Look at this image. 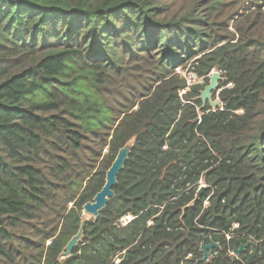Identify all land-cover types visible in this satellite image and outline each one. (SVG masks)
<instances>
[{"label":"trees","instance_id":"1","mask_svg":"<svg viewBox=\"0 0 264 264\" xmlns=\"http://www.w3.org/2000/svg\"><path fill=\"white\" fill-rule=\"evenodd\" d=\"M227 1L0 0V264H264V0Z\"/></svg>","mask_w":264,"mask_h":264},{"label":"water","instance_id":"2","mask_svg":"<svg viewBox=\"0 0 264 264\" xmlns=\"http://www.w3.org/2000/svg\"><path fill=\"white\" fill-rule=\"evenodd\" d=\"M224 81H226V79L222 77L221 72L219 71L212 72L210 76L209 84L204 88L203 91H201L199 96V100L202 102L201 106L198 108V113L200 115L203 114V111L206 109L208 104L210 105L212 111H217L218 109H221L222 103L220 100H218V98L214 97V92L218 91L220 83ZM130 148L127 146L120 151L119 155L117 156V159L113 163L110 170L107 172L106 184L103 187L102 191L97 194V196L94 199V202L85 205L84 207L85 214L93 218L99 217L101 211L109 203V200L115 196V192L113 188L117 185L118 175L121 173L125 163L127 162L130 153ZM205 190L206 187H201L199 189L197 194V199L201 197V195L204 193ZM88 221H89L88 217L82 220L79 232L70 240L64 252L61 255L63 259L70 257L74 249L78 247L80 242L83 240L85 225ZM247 247L248 244L242 245L240 249L235 250V254L236 255L241 254L242 252H244V250ZM215 248H219V244L215 243L214 241H211L209 244H203L201 246L203 257L199 262L208 261L212 255V251Z\"/></svg>","mask_w":264,"mask_h":264},{"label":"built area","instance_id":"3","mask_svg":"<svg viewBox=\"0 0 264 264\" xmlns=\"http://www.w3.org/2000/svg\"><path fill=\"white\" fill-rule=\"evenodd\" d=\"M179 70V69H178ZM181 75H184V77H186V82H187V88L185 90H183L181 92V95H184L186 94V92L190 89V87L194 86L195 84L199 83V82H202L203 80L202 79H199L197 77L196 74H194L193 72H190V73H183V72H180ZM201 80V81H200ZM201 187H206V185L201 182L200 183V188ZM207 204V202H206ZM133 220V217L132 216H126L124 217L123 219L120 220V223L125 226L127 225L129 222H131ZM153 222L151 221L150 224H152ZM238 225H235V228H237ZM231 255H235V252H231L230 253Z\"/></svg>","mask_w":264,"mask_h":264},{"label":"rangeland","instance_id":"4","mask_svg":"<svg viewBox=\"0 0 264 264\" xmlns=\"http://www.w3.org/2000/svg\"><path fill=\"white\" fill-rule=\"evenodd\" d=\"M238 0H228L227 2H226V4L222 7L223 9H225V10H228V11H231V8H232V6H237V4H236V2H237ZM247 2H250V1H252V0H246ZM244 8H246V4H245V6L242 8V4H241V6H239V13H241L243 10H244ZM236 18V17H235ZM235 18L233 19V21H231L230 23H234V20H235ZM227 23H228V20H227ZM229 30L230 31H233L234 29H233V27H232V24H231V26L229 27ZM215 71H217V70H215ZM177 72L180 74V72H183V73H190V65L187 67V70L186 69H184V70H182V69H179V70H177ZM182 77L184 78V79H186V77H184V75H182ZM201 81V80H200ZM203 82V81H202ZM202 82H199V83H197V84H200V83H202ZM197 84H195V85H197ZM219 100V99H218ZM129 148L131 147V145H129L128 146ZM236 255V254H235Z\"/></svg>","mask_w":264,"mask_h":264}]
</instances>
